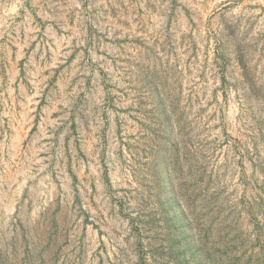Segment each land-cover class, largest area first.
Wrapping results in <instances>:
<instances>
[{
    "label": "rangeland",
    "instance_id": "1",
    "mask_svg": "<svg viewBox=\"0 0 264 264\" xmlns=\"http://www.w3.org/2000/svg\"><path fill=\"white\" fill-rule=\"evenodd\" d=\"M0 264H264V0H0Z\"/></svg>",
    "mask_w": 264,
    "mask_h": 264
}]
</instances>
